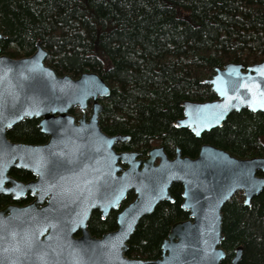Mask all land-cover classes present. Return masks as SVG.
I'll return each mask as SVG.
<instances>
[{
  "label": "water",
  "instance_id": "1",
  "mask_svg": "<svg viewBox=\"0 0 264 264\" xmlns=\"http://www.w3.org/2000/svg\"><path fill=\"white\" fill-rule=\"evenodd\" d=\"M35 48L31 56L18 59L0 53V195L15 201L27 194L33 198L25 206L0 209V264H222V208L237 192L250 206L264 190V157L238 158L210 144H202L194 158L179 148L169 158L163 146L149 149L144 158L134 151L117 152L114 146L129 137L101 129L99 100L111 93L104 79L93 71L59 75L45 63L48 53L40 42ZM203 84L216 99L183 101L175 128L200 138L221 127L231 113H264L259 103L264 58L251 65L215 67ZM75 108L79 117L70 113ZM25 119L38 120L46 143L7 139V131ZM12 169L28 171L36 180L19 182L9 175ZM174 184L182 188L187 219L171 225L158 258H128L137 224L159 203L174 201ZM129 192L134 199L118 211ZM111 211H118L116 229L92 236V213L104 220ZM241 256L242 247H237L229 264H239Z\"/></svg>",
  "mask_w": 264,
  "mask_h": 264
},
{
  "label": "trees",
  "instance_id": "2",
  "mask_svg": "<svg viewBox=\"0 0 264 264\" xmlns=\"http://www.w3.org/2000/svg\"><path fill=\"white\" fill-rule=\"evenodd\" d=\"M0 53L11 58L31 56L40 42L45 63L59 75L97 72L111 89L100 100L101 129L127 135L116 151L144 154L163 146L168 157L179 148L194 158L210 144L238 158L264 157V113H231L222 126L194 137L175 128L183 101L216 99L205 79L229 62L251 65L264 58V0H0ZM71 114L78 117V109ZM89 113V110H87ZM16 143L47 140L36 121L25 119L7 132ZM20 181L26 171L10 173ZM182 188H170L172 203L163 201L137 224L128 241V258L154 260L172 224L187 219L181 209ZM129 196L126 202L130 201ZM10 197L0 195V207ZM222 264L242 247L239 264H264V190L243 205L241 192L222 208ZM116 229L115 213L88 221L92 236Z\"/></svg>",
  "mask_w": 264,
  "mask_h": 264
},
{
  "label": "flooded vegetation",
  "instance_id": "3",
  "mask_svg": "<svg viewBox=\"0 0 264 264\" xmlns=\"http://www.w3.org/2000/svg\"><path fill=\"white\" fill-rule=\"evenodd\" d=\"M100 100H103V99H100ZM100 100H99V102H100ZM101 103V102H100ZM75 109H77V108H75ZM87 110H89V113H87ZM91 110H92V105H91V103H89V105H88V107H87V109H86V116H87V118L89 117V115L91 114ZM101 114V113H100ZM73 115V114H72ZM80 116V115H79ZM78 116V117H79ZM76 117V116H75ZM32 120H35L36 121V124H38V120L37 119H32ZM22 122V121H21ZM38 127V126H37ZM39 129V128H38ZM11 130V129H10ZM40 130V129H39ZM9 131V130H8ZM7 131V132H8ZM43 134V133H42ZM7 135V134H6ZM44 135V134H43ZM46 136V135H45ZM7 137V136H6ZM47 137V140H48V136H46ZM8 139V138H7ZM9 140V139H8ZM47 140L44 142V143H46L47 142ZM10 141V140H9ZM11 142H13V141H11ZM14 143H16V142H14ZM44 143H42V144H44ZM25 144V143H24ZM32 145H41V144H32ZM153 147H157V146H153ZM153 147H150L149 149H151V148H153ZM114 149H115V146H114ZM148 149V150H149ZM116 150V149H115ZM147 150V151H148ZM146 151V152H147ZM117 152H124V151H117ZM134 152H137V151H134ZM146 152L144 153V154H142V153H140V152H137V153H139L140 154V156L138 157V158H144L145 156H146ZM170 158V157H169ZM157 162V161H156ZM12 170H21V169H12ZM11 170V171H12ZM11 171H10V173H11ZM21 171H25V170H21ZM26 172H28V171H26ZM9 173V175L11 176V177H13L11 174ZM30 173V172H29ZM31 174V173H30ZM31 176H32V178L30 179V180H28V181H26V182H24V181H20V180H17L16 178H14L15 180H17V181H19V182H24V183H27V182H29V181H35L36 180V177L35 176H33L32 174H31ZM5 196H8V197H10V200H9V202L7 203V204H5V205H3V206H1L0 207V209H2V208H4V207H6V206H9V205H17V206H25V205H27V204H29V203H31L32 201H33V198L29 195V194H27L26 196H25V198H23V199H20V200H17V201H15V200H13L12 199V196L11 195H5ZM129 196H132V199L130 200V201H128V202H126V200L128 199V197ZM134 193L133 192H129L128 194H127V197H126V199L121 203V205H120V207H119V210L118 211H120L122 208H124L128 203H130L133 199H134ZM118 211H111V212H114L115 213V223H116V214H117V212ZM110 212V213H111ZM94 213V212H93ZM92 213V214H93ZM98 213V212H97ZM109 213V214H110ZM99 214V213H98ZM99 216H100V214H99ZM109 216V215H108ZM107 216V217H108ZM106 217V218H107ZM101 219V218H100Z\"/></svg>",
  "mask_w": 264,
  "mask_h": 264
},
{
  "label": "snow or ice",
  "instance_id": "4",
  "mask_svg": "<svg viewBox=\"0 0 264 264\" xmlns=\"http://www.w3.org/2000/svg\"><path fill=\"white\" fill-rule=\"evenodd\" d=\"M244 87H247V85H244ZM261 96H262V99L259 101V103H260L261 105H264V93H261ZM72 264H76V261L73 260V261H72Z\"/></svg>",
  "mask_w": 264,
  "mask_h": 264
}]
</instances>
